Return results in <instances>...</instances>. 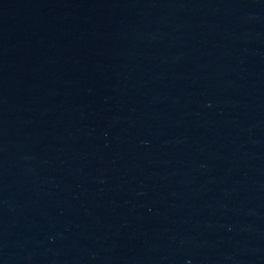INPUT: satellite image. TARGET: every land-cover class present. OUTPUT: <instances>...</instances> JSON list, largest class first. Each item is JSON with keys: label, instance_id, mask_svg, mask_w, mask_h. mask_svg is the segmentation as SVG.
Listing matches in <instances>:
<instances>
[{"label": "water", "instance_id": "obj_1", "mask_svg": "<svg viewBox=\"0 0 264 264\" xmlns=\"http://www.w3.org/2000/svg\"><path fill=\"white\" fill-rule=\"evenodd\" d=\"M0 264H264V0H0Z\"/></svg>", "mask_w": 264, "mask_h": 264}]
</instances>
